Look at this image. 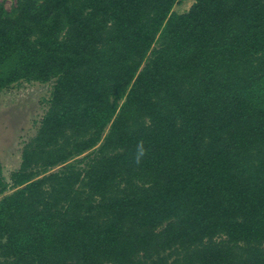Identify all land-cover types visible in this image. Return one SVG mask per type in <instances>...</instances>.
<instances>
[{"label":"trees","instance_id":"obj_1","mask_svg":"<svg viewBox=\"0 0 264 264\" xmlns=\"http://www.w3.org/2000/svg\"><path fill=\"white\" fill-rule=\"evenodd\" d=\"M181 1L0 2V92L50 85L0 264H264V0Z\"/></svg>","mask_w":264,"mask_h":264},{"label":"rangeland","instance_id":"obj_2","mask_svg":"<svg viewBox=\"0 0 264 264\" xmlns=\"http://www.w3.org/2000/svg\"><path fill=\"white\" fill-rule=\"evenodd\" d=\"M0 2L7 10L15 4V0ZM191 5V0L181 1L173 11L182 14ZM49 94L50 85L38 83H22L0 92V170L7 182L10 181V174L19 167L23 146L36 132L46 111Z\"/></svg>","mask_w":264,"mask_h":264},{"label":"clouds","instance_id":"obj_3","mask_svg":"<svg viewBox=\"0 0 264 264\" xmlns=\"http://www.w3.org/2000/svg\"><path fill=\"white\" fill-rule=\"evenodd\" d=\"M138 152H139L140 155L143 154V147H142V145H138Z\"/></svg>","mask_w":264,"mask_h":264}]
</instances>
